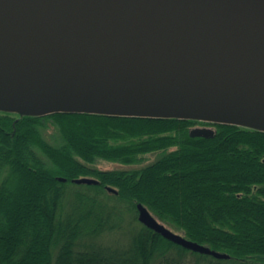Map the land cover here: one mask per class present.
Here are the masks:
<instances>
[{
	"label": "trees",
	"instance_id": "obj_1",
	"mask_svg": "<svg viewBox=\"0 0 264 264\" xmlns=\"http://www.w3.org/2000/svg\"><path fill=\"white\" fill-rule=\"evenodd\" d=\"M197 124L215 135L192 136ZM84 176L99 183L73 182ZM138 203L230 257L165 238L140 222ZM0 264H264V130L0 109Z\"/></svg>",
	"mask_w": 264,
	"mask_h": 264
},
{
	"label": "water",
	"instance_id": "obj_2",
	"mask_svg": "<svg viewBox=\"0 0 264 264\" xmlns=\"http://www.w3.org/2000/svg\"><path fill=\"white\" fill-rule=\"evenodd\" d=\"M0 109L264 130V0H0ZM137 209L140 222L165 238L230 257L176 232L143 203Z\"/></svg>",
	"mask_w": 264,
	"mask_h": 264
},
{
	"label": "rangeland",
	"instance_id": "obj_3",
	"mask_svg": "<svg viewBox=\"0 0 264 264\" xmlns=\"http://www.w3.org/2000/svg\"><path fill=\"white\" fill-rule=\"evenodd\" d=\"M196 126H210V127H214L213 125H210V124L209 125L197 124V125H195L193 127H196ZM148 156L149 157L147 159V162H151L157 157V154L156 153H152V154H148ZM95 165L98 168H100V169H121V168H133V167H137L138 166V165L128 166V165H124L122 163H117V162H112V161H107V160H99Z\"/></svg>",
	"mask_w": 264,
	"mask_h": 264
}]
</instances>
